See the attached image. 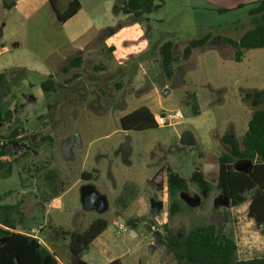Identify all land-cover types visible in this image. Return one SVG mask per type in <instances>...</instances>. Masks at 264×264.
I'll list each match as a JSON object with an SVG mask.
<instances>
[{"label": "rangeland", "instance_id": "1", "mask_svg": "<svg viewBox=\"0 0 264 264\" xmlns=\"http://www.w3.org/2000/svg\"><path fill=\"white\" fill-rule=\"evenodd\" d=\"M71 1L59 0L57 9L63 12ZM78 1L82 5L78 29L84 32L80 39H72L75 30L63 28L50 6L29 21L42 23L39 29L29 27L24 50L33 56L55 50L45 64L48 74L10 66L12 55L4 53L0 43V73L6 74L0 101L3 111L14 113L11 123H0V135L21 126L31 141L29 146L22 141L19 156L9 157L16 163L12 176L0 173V196L10 195L3 204L24 202L22 227L28 232L40 227L36 236L58 255L59 264H84L69 255L61 231L83 232L98 219L109 222L105 234L109 251L106 255L94 247L86 251L91 264H109L116 258L122 264H175L163 244L169 206L164 169L171 168L185 179L200 171L216 185L218 158L229 153L222 137L241 141L246 133L254 108L245 97L264 96V49L246 51L238 63L235 51L222 39L239 41L253 29L249 13L260 0H159L156 4L161 8L139 20L122 13L123 0ZM139 27L143 37L126 41ZM13 33L11 27L5 34L14 38ZM206 36L211 38L205 47L176 64L169 80L161 64V47L173 42L174 57L181 59L192 41ZM110 39L109 44L120 48L116 58L109 52ZM82 45L87 46L84 53ZM79 55L84 59L82 67L63 74ZM75 75L79 78L66 85ZM50 76L57 92L46 94L42 83ZM190 95L196 96L198 116L186 103ZM31 100L35 107L28 112L25 107ZM142 107L155 121L177 112L183 119L171 126L124 131L120 119ZM47 136L51 141L43 143ZM72 136H78L79 143L72 147V158L66 159L61 147ZM250 168L248 162L236 164L239 171ZM50 170L59 176L58 187L64 186L53 200L45 183ZM83 173L94 178L84 180ZM129 184L136 185L140 194L121 210L117 200ZM86 186L107 198V212L84 211L81 191ZM180 198L191 210L171 225L178 236L194 225L214 223L234 232L240 260L264 256V227L257 229L248 218V204L231 208L216 189L204 200L193 185ZM151 200L164 202L158 217L151 214ZM131 219H138V228L132 231L126 225V232L120 231V223Z\"/></svg>", "mask_w": 264, "mask_h": 264}, {"label": "trees", "instance_id": "2", "mask_svg": "<svg viewBox=\"0 0 264 264\" xmlns=\"http://www.w3.org/2000/svg\"><path fill=\"white\" fill-rule=\"evenodd\" d=\"M159 0H123L121 11L126 16H133L139 20L149 16L161 8L156 3ZM59 0H50L57 21L60 25L72 19L81 9L78 0L69 3L63 12H59L57 4ZM6 9L13 5L4 4ZM253 29L248 31L239 41L224 38L222 43L235 51L234 60L242 62L244 54L249 50L264 49V0H260L257 6L250 11ZM211 36L192 41L184 50L183 57L175 58L173 54V42L165 43L160 49L161 64L166 77L174 78L176 64L188 61L193 51L205 47ZM113 51L110 50V52ZM83 56L73 58L62 70L63 74H69L74 69H80L83 64ZM79 78L65 81L71 84ZM6 80V74L0 73V87ZM44 93H56L57 83L50 76L42 83ZM264 94V93H263ZM245 99L251 101L254 108L248 129L241 141L236 137H222L223 143L229 148V153H222L218 158L219 177L217 184L209 182L204 174L196 171L190 179H185L174 173L171 168L164 169L166 175V193L168 195V222L162 227L165 232L163 244L170 250L172 262L175 264H264V256L251 260H240L238 257V244L233 231H226V227L214 224L202 226L194 225L185 234L178 236L171 230V225L177 216L191 210L180 198L183 193H188L190 185L198 190L204 200H208L213 191L218 190L229 203L231 208L241 207L248 204V218L253 221L257 229L264 227V96L262 99L255 98L253 94H247ZM186 103L192 107L194 116L200 114L195 95L188 96ZM13 114L3 111L0 101V123H11ZM124 131H145L157 127L150 110L146 107L139 108L120 119ZM27 132L17 126L11 129L5 136L0 135V173L5 177L13 174L15 160H9L11 156H19L14 152V144L17 143ZM42 135L39 136L41 139ZM50 137H43V143L50 142ZM2 144V145H1ZM21 157L23 154L20 155ZM238 162L251 164L249 171L236 169ZM97 173V172H96ZM84 180H92L91 174L83 173ZM59 176L54 170H50L45 177V183L50 190L51 200L58 198L64 190V186L58 187ZM160 188L162 186H159ZM139 190L136 185H126L123 193L117 200V207L126 210L134 201ZM10 195L0 196V264H59L58 255L40 244L39 240L31 235L18 232V228L24 224L23 201L15 204H3ZM230 219L227 216V222ZM138 219L126 222L130 230L138 228ZM109 227L105 219L94 221L83 232L61 231L63 240L68 241L67 251L73 259H81L97 238H99ZM151 230V228H149ZM156 235L161 236L159 232ZM109 264H122L120 259Z\"/></svg>", "mask_w": 264, "mask_h": 264}, {"label": "crops", "instance_id": "3", "mask_svg": "<svg viewBox=\"0 0 264 264\" xmlns=\"http://www.w3.org/2000/svg\"><path fill=\"white\" fill-rule=\"evenodd\" d=\"M4 4L13 5V7L11 9H6L4 7ZM48 6L51 7L50 0H12V1L0 0V43L5 47L4 53L12 55V58L9 61V64H11L10 66L12 67L14 66L16 68L24 69L29 72H35V73H39L43 75L48 74L45 64L48 62L49 57L54 53L55 50L53 49L52 52L49 51L48 53H45L42 56L38 54H35L33 56V55H30V52L28 50L26 51L24 50L26 49L25 47H27L25 40H27V34L29 33L28 31L30 30L29 27L32 26V27L39 29L42 23V22H29V21L33 17H36L41 11H44L45 7H48ZM81 13H82V5H81L80 11L72 19H70L69 21H67L65 24L62 25L63 28L67 26V28L70 27L72 28V30L73 29L75 30L76 34L75 35L72 34L73 40L80 39L84 35V32H80L78 29L81 24L77 23V22H80V20L78 19ZM54 15L56 17L55 12H54ZM56 20H57V17H56ZM24 21H27V22H24ZM11 27L14 30V33H13L14 38L7 37L5 34L7 29ZM143 33L144 32L140 27L136 28L132 33L133 36L125 40L130 41V42H136L143 37ZM15 37H18V38H15ZM111 40L112 39H110L107 42V45H109V52L110 50L113 49L112 54L116 58L117 56H120L119 54L120 48L116 43L112 42L113 46L115 47L113 48L111 46L112 44H109L111 43L110 42ZM86 47L83 45L80 46V51L84 53L87 50ZM21 139H24L23 143L26 144L27 146L31 144V141L28 139V135L22 136ZM122 224L126 225V221H122L120 225ZM39 229L40 227L38 228L37 226L36 228L33 229V231L39 230ZM33 231L28 232L23 227L18 228V232L28 234L31 236H33L32 235ZM106 232L107 231H105L99 238L95 240V242L92 244L89 251L94 247L95 250L100 251V252L102 251L104 255L108 253L109 248L105 247L106 243L109 240V238L105 235ZM42 245L51 251L49 245H47L45 242L42 241ZM238 257H239V250H238ZM117 259L121 260V258H116L114 260H117ZM80 260L84 264H91L90 261L87 260V257L85 256V254Z\"/></svg>", "mask_w": 264, "mask_h": 264}, {"label": "water", "instance_id": "4", "mask_svg": "<svg viewBox=\"0 0 264 264\" xmlns=\"http://www.w3.org/2000/svg\"><path fill=\"white\" fill-rule=\"evenodd\" d=\"M34 108L33 100L30 101L29 105L25 107L28 112H31ZM29 139V138H28ZM24 139L19 140L15 143V152L18 153V148H21V143ZM79 137L72 136L68 138L62 145L61 151L66 159L72 158V147L78 145ZM14 147V148H15ZM187 193H183L185 195ZM81 202L85 212L96 211L100 214H104L109 209V203L105 196L99 194L93 186H86L81 191ZM195 205V204H194ZM151 214L154 217H158L164 210V202L151 200L150 202ZM220 229V227H219ZM152 252V249H151Z\"/></svg>", "mask_w": 264, "mask_h": 264}, {"label": "built area", "instance_id": "5", "mask_svg": "<svg viewBox=\"0 0 264 264\" xmlns=\"http://www.w3.org/2000/svg\"><path fill=\"white\" fill-rule=\"evenodd\" d=\"M0 50H2V47L0 46ZM183 119V115L180 113V112H177L175 115L173 116H170V117H167V116H160L158 118V120L156 121V125L159 126V127H164V125L167 123L168 126H171L174 124V122H177L179 123L180 121H182ZM2 145V144H1ZM126 225L122 224L119 226V230L120 231H123V232H126ZM37 230H34L32 235L34 238L38 239L40 244H42V240L39 239L36 235H37Z\"/></svg>", "mask_w": 264, "mask_h": 264}]
</instances>
